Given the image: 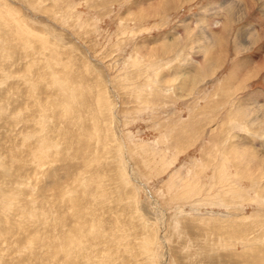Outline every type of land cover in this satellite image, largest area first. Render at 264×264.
I'll list each match as a JSON object with an SVG mask.
<instances>
[{
    "label": "rangeland",
    "instance_id": "1",
    "mask_svg": "<svg viewBox=\"0 0 264 264\" xmlns=\"http://www.w3.org/2000/svg\"><path fill=\"white\" fill-rule=\"evenodd\" d=\"M0 264H264V0H0Z\"/></svg>",
    "mask_w": 264,
    "mask_h": 264
},
{
    "label": "bare ground",
    "instance_id": "2",
    "mask_svg": "<svg viewBox=\"0 0 264 264\" xmlns=\"http://www.w3.org/2000/svg\"><path fill=\"white\" fill-rule=\"evenodd\" d=\"M217 25V24H216ZM102 101V100H101ZM103 102V101H102ZM49 134V133H48ZM44 136V135H43ZM249 170H251V169H249Z\"/></svg>",
    "mask_w": 264,
    "mask_h": 264
}]
</instances>
